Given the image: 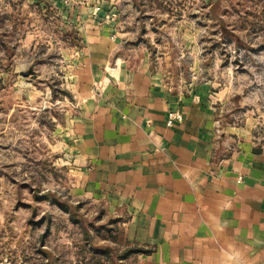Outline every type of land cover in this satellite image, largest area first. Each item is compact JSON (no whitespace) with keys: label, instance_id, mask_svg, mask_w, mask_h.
<instances>
[{"label":"rangeland","instance_id":"374dc122","mask_svg":"<svg viewBox=\"0 0 264 264\" xmlns=\"http://www.w3.org/2000/svg\"><path fill=\"white\" fill-rule=\"evenodd\" d=\"M123 24L126 52L149 54L173 88H226L238 125L246 107L264 111V0H0V263L83 264L84 247L116 263L132 244L123 208L75 193L71 146L84 34Z\"/></svg>","mask_w":264,"mask_h":264},{"label":"crops","instance_id":"0c3cea01","mask_svg":"<svg viewBox=\"0 0 264 264\" xmlns=\"http://www.w3.org/2000/svg\"><path fill=\"white\" fill-rule=\"evenodd\" d=\"M119 28L84 34L75 193L126 211V238L153 249L144 264H264L263 107L226 120V88H173ZM174 111L183 119L168 126Z\"/></svg>","mask_w":264,"mask_h":264},{"label":"trees","instance_id":"16d2710c","mask_svg":"<svg viewBox=\"0 0 264 264\" xmlns=\"http://www.w3.org/2000/svg\"><path fill=\"white\" fill-rule=\"evenodd\" d=\"M62 209L65 206L59 204ZM87 248L84 247L83 251H88L90 253L89 262H83V264H126V261L129 256L135 255L138 259L139 255H148L150 254L153 249L149 246H143L138 243L127 244L123 250H121V254H119L118 258H116L117 262L111 256V250L109 248H90V250H86ZM83 257V256H81ZM139 261V259L137 260ZM138 264H144L142 262H138Z\"/></svg>","mask_w":264,"mask_h":264},{"label":"built area","instance_id":"2783aa9c","mask_svg":"<svg viewBox=\"0 0 264 264\" xmlns=\"http://www.w3.org/2000/svg\"><path fill=\"white\" fill-rule=\"evenodd\" d=\"M183 119L182 112L180 111H174L168 114V117L166 119V125L170 126L175 121H181Z\"/></svg>","mask_w":264,"mask_h":264}]
</instances>
